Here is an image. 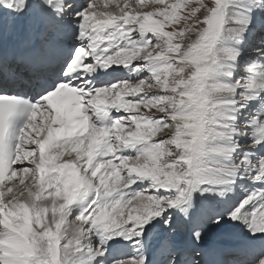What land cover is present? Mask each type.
<instances>
[{"label":"snow or ice","instance_id":"1","mask_svg":"<svg viewBox=\"0 0 264 264\" xmlns=\"http://www.w3.org/2000/svg\"><path fill=\"white\" fill-rule=\"evenodd\" d=\"M0 264H264V0H0Z\"/></svg>","mask_w":264,"mask_h":264}]
</instances>
